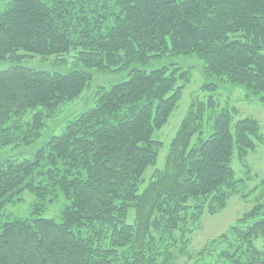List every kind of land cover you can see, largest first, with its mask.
I'll return each mask as SVG.
<instances>
[{"label": "trees", "instance_id": "1", "mask_svg": "<svg viewBox=\"0 0 264 264\" xmlns=\"http://www.w3.org/2000/svg\"><path fill=\"white\" fill-rule=\"evenodd\" d=\"M168 54L204 62L203 73L216 80L204 91L236 83L264 105V0L7 2L0 62L15 65L0 71V150H33L30 158L0 157V218L26 191L38 198L34 214L57 192L68 204L60 222L3 221L0 264H171L160 250L165 236L226 207L241 181L234 157L244 161L264 135L256 118L217 111L214 92L191 100L164 166L144 177L164 147L154 134L192 78L191 67L146 68ZM35 56L82 68L21 65ZM93 71L118 77L93 84ZM82 99L60 134L43 137L63 104ZM208 245L196 254L204 264H264V197Z\"/></svg>", "mask_w": 264, "mask_h": 264}, {"label": "rangeland", "instance_id": "2", "mask_svg": "<svg viewBox=\"0 0 264 264\" xmlns=\"http://www.w3.org/2000/svg\"><path fill=\"white\" fill-rule=\"evenodd\" d=\"M9 0H0V11H2ZM170 64L182 66L185 69L192 68V78L187 84L178 107L173 112L167 124L160 130L156 131L154 138L161 140L164 147L160 151L156 166H151L145 172V179L148 180L156 168H162L165 163V156L168 152V147L174 137L184 115L189 109L190 102L193 98L207 99L210 93L214 92L217 111L228 107L230 108L235 121L247 116L256 118L261 125L264 135V105L260 102L259 94L248 95L245 89L239 84L223 83L216 91L206 92L202 86L204 82L216 81L214 78H209L203 73L204 62L196 55H173L168 54L157 61H152L147 65V69H156ZM15 64L9 61L0 62V71L8 69ZM22 66L45 69L58 72H66L71 69H80V65L70 59L69 63L64 66L53 64L52 59L43 60L39 56L27 58L22 63ZM94 72V82L97 84L105 81H113L118 77V74L106 75L100 72ZM93 86V85H92ZM92 88V87H91ZM90 88V89H91ZM84 93L86 100L91 99V90ZM85 100V101H86ZM84 99L67 102L63 104L57 115L48 122L44 130L43 137L49 133L60 134L68 115L77 112L84 105ZM211 123L206 122L204 137H207L211 132ZM33 148L31 147H12L7 146L0 150L2 156H18L30 158ZM233 167L237 178L241 179L238 182L237 193L229 196L226 207L217 214H212L208 210L202 217L192 224L182 227L173 235L167 234L160 243V250L172 256L171 264H204L206 260H199L196 256L197 252L203 248H207L208 243L218 238L221 234L227 233L229 228L236 224L238 219L251 207L258 198L264 197V143L260 142L257 149L249 153V156L244 160H240L236 155L233 160ZM22 200L6 205L3 216L0 218V225L3 221L11 218H33L35 216L54 219L57 222L61 221V211L68 204V200L61 192L56 193V198L47 204V207L40 211L39 214H34L33 210L38 202L36 195L31 192H24Z\"/></svg>", "mask_w": 264, "mask_h": 264}]
</instances>
